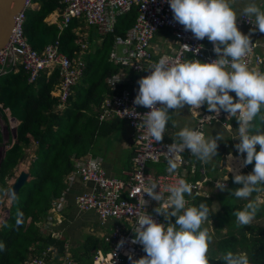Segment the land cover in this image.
<instances>
[{
  "label": "clouds",
  "instance_id": "9594fccd",
  "mask_svg": "<svg viewBox=\"0 0 264 264\" xmlns=\"http://www.w3.org/2000/svg\"><path fill=\"white\" fill-rule=\"evenodd\" d=\"M147 3L148 0H144V5ZM167 3L170 5L174 21L182 25L184 31H190L197 40L207 38L213 44L216 58L207 61L195 58L172 62L168 57H161L148 67L149 73L138 80L139 89L134 99V105L143 106L150 111L138 113L135 108H131L134 111L126 114L139 118L138 125L147 130L149 138L155 144L163 141L170 123L172 127H178L172 114H180L186 105L191 113H198V109L206 105L210 115L214 114L213 120L218 118L222 110L228 113V117H234L238 122V131L237 135L230 137L238 139L239 142L235 144L237 151L241 155L246 153L242 166L254 162V167L248 174L242 173L244 169L239 171L237 168L229 167L228 172L217 180L215 188L223 191L229 183L230 175L233 176L234 183L240 186L233 189L230 195L246 203L232 211L231 215L235 217L239 228L251 225L253 220L256 224L255 218L264 206V200L257 197L259 193H262L263 197L264 192V132H253L252 129L256 118L264 121V72L259 71L263 69L264 62L259 66V70H256L250 68L247 57L252 51L253 41L256 43L264 36V2L258 5L255 0H248L243 7H237L238 0H167ZM133 8L136 9L137 16L138 5L131 6L123 14ZM49 15L46 18H49ZM240 17L246 18L254 25L247 27L250 29L247 34L238 26ZM257 29L261 32L260 36L255 33ZM182 45L184 51L192 50L190 45ZM262 52L264 55V50ZM172 136L173 143L169 144L167 151L164 152L167 161L166 171L169 174L177 172L181 167L182 153L186 149L190 151L191 156L207 165L218 157V142L228 138L221 132L206 136L187 125ZM14 139L10 141L9 147ZM231 153L234 154L230 151L223 153L221 157L229 154L228 160L231 161L233 159ZM11 178H14V175ZM9 186L8 189H0V193L9 196L11 200H16V193L9 189ZM141 192L142 206L146 208L148 201L144 196L147 194L158 202L154 211L162 215L165 221L158 222L147 211L137 214L135 225L131 227L134 233L132 243L141 244L146 255L139 259L129 256L131 264H211L212 259L222 260L224 264H250L246 252L227 251L219 257L210 255L214 237L203 225L212 224L214 218L211 216L218 210H215L213 203L209 205L204 201L189 205L186 197L194 199L193 186L185 179H178L176 183L169 185L166 189L167 196L156 181L143 187ZM195 196H205L208 200L209 193ZM52 207L53 205L48 215L56 213L51 210ZM8 215L9 213L7 217ZM170 217L172 220L175 217L174 223L167 222ZM22 222V214L18 213L16 225L19 226ZM123 243L121 240L118 246H122ZM4 250L5 245L0 242V251ZM69 252L72 255L70 250Z\"/></svg>",
  "mask_w": 264,
  "mask_h": 264
},
{
  "label": "built area",
  "instance_id": "2783aa9c",
  "mask_svg": "<svg viewBox=\"0 0 264 264\" xmlns=\"http://www.w3.org/2000/svg\"><path fill=\"white\" fill-rule=\"evenodd\" d=\"M59 3L62 4L63 8L54 10V18L49 17V20H46L48 25L56 23L59 33L53 42L44 45L38 51L33 49L24 33V22L29 9L39 8V0H25L23 7L14 17V24L8 41L0 49V75L23 69L28 75V81L32 82L42 72L49 76L57 71L60 79L56 84L57 92L55 95L60 99L57 105L60 108L71 94L73 86L83 75L85 65L81 58H71L60 50L59 37L61 32L68 27L73 18H80L87 25L95 26L101 36H105L115 31L117 19L121 14L127 12L131 6L138 5L133 27L129 28L124 36L114 35L109 60L115 65H119L121 69H119V73L107 78L110 90L115 93L104 95L96 116L100 121H106L111 117L119 118L128 122L132 128L133 153L130 169L125 178L110 176L102 167L101 159L88 154L85 157H77L79 161L76 163L74 161L75 169L73 170L82 182L93 184L92 190L77 195L75 198L77 208L82 211H95L102 221L115 219L124 223L123 227L115 225L110 229V232L102 235L101 248L104 252L95 255L93 263L131 264L129 256L133 259H139L146 255L141 244L132 243L134 233L131 227L135 225L137 214H143L147 211L158 222L165 221L162 215L152 212L157 207L158 202L147 194L144 196V199L148 201L146 208L142 206L143 194L141 189L143 187L148 186L152 181H156L159 183L161 191H164L165 196H167V187L183 178L193 186V195H196L205 194V187H215L217 182V180L205 176L204 168H200L202 180H191L195 172L189 176L190 174L186 170L187 158L191 156L187 149L182 153L183 163L177 172L169 174L165 170L155 173L147 169L148 162H163L167 166L166 153L164 152L167 151V146L173 141L166 139L164 135L163 141L155 144L149 138L147 130L138 125L140 123L139 118L126 114L134 111L131 108H135L138 113L150 111L143 106L134 105V99L139 89L138 80L147 75L150 71L148 67L156 63L161 57H168L172 62H183L188 56L191 59L197 58L207 61L215 59L216 54L213 51V44L207 38L204 40L195 39L190 31H184L183 26L174 21L167 0H148L146 5H144V0H59ZM238 26L240 29L254 27L244 17L238 18ZM165 30H168L170 34L164 35L162 43L156 42L154 40L156 35ZM255 33L257 36L261 35L258 29ZM76 43L80 45L81 49L86 48L85 43L79 40H76ZM182 44L190 45L192 50L184 51ZM247 61L250 68L256 70H259V66L264 62L263 52L258 51V46L254 41ZM263 69L259 71L264 72ZM131 75L136 77L131 79ZM116 80L118 81L114 83ZM125 83L129 87L116 93L118 86ZM198 113L195 114L194 129L204 134L206 127L212 123H218L224 127L230 126L232 117H228V113L223 110L214 120L212 119L214 114L210 115L211 113L203 110ZM186 198L190 203L192 197ZM53 203L51 210L60 212L64 207L63 195L55 198ZM61 218L60 216L57 222L60 223ZM50 225H52V221H49V217H47L44 226L49 229ZM43 231L44 233L47 232L46 229ZM49 235L54 238L61 237L57 233ZM121 240L124 243L122 246H118ZM63 250L64 253L59 255L54 246L50 245L38 250L20 264H77L76 259L69 252L68 241L64 242Z\"/></svg>",
  "mask_w": 264,
  "mask_h": 264
},
{
  "label": "trees",
  "instance_id": "16d2710c",
  "mask_svg": "<svg viewBox=\"0 0 264 264\" xmlns=\"http://www.w3.org/2000/svg\"><path fill=\"white\" fill-rule=\"evenodd\" d=\"M62 8L63 6L59 3V0H39L38 9L27 11L24 33L29 42H31L33 49L39 51L44 45L55 40L58 25L56 23L48 25L45 22V18L54 10H61ZM135 16V8L126 14L120 15L115 25V31L105 36H101L99 33L93 34L90 30L83 29L86 23L80 18H73L68 27L60 34V50L71 58L77 57L81 48L76 43V40H80L84 36L91 43L92 40L89 33H92L96 39L97 35L103 38L101 47H105L104 50H106L105 54L107 56V50H111L113 47L114 35L124 36L128 28L133 25ZM84 32H87V34H84ZM168 33L170 34L169 31ZM38 38L42 39V44L37 41ZM98 45H96L97 50L94 52H99L98 49L101 47ZM104 50L99 53V57L95 58V60L89 58V52L82 53L85 63L83 75L73 86L71 94L61 108L57 107L60 102L59 97L51 94L60 79L57 71H54L49 76L41 73L32 82L28 81V75L23 69H19L17 72L9 71L0 75V102L5 107H8L11 116L13 115L11 107L15 106L20 107L23 114L22 118L17 120L19 122L16 126L15 139L11 146L5 150L4 156L0 161V189L8 188L6 179L13 177L14 172H12V169L16 167L19 159L23 158L25 147L35 144V157L28 169L27 180L19 188L16 195L17 199L11 200L9 215L4 225L0 227V242L5 245V250L0 251V264H13L10 261L13 253L10 250V246L17 241L19 235L30 242V251H32V248L42 250L52 245L57 254L64 253V241L66 238L63 236L60 239L51 237L43 232L41 224L45 223L54 199L58 198L66 189V184L63 182L64 177L75 169L72 155L80 157L92 152L96 137H109V134L117 125L118 119L100 121L96 117L104 98L103 94L115 93L110 90L107 78L119 73V69H121L119 65H113L109 60V56L108 60L111 64L108 61L109 64L104 62ZM188 59L191 58L189 57ZM131 77L134 79L136 76ZM128 87L129 85L126 83L121 84L118 86L116 93ZM230 124L234 131H238V122L234 117L230 119ZM253 125V132H264V121L256 118ZM9 139L11 140V138ZM218 143V157L215 159H220L223 153L231 151V141L224 140ZM159 164H162V167ZM157 166L160 168L157 170L161 172L165 171L167 167L163 162H158ZM242 173L247 174L246 171ZM228 182L224 189V195L235 199L231 203L232 212L241 208L246 201L242 200L239 203L236 198L230 195L233 189L240 186L234 183L233 176L230 175ZM255 195L256 193L253 194L254 198ZM2 196L3 194L0 193V200ZM193 197L194 199H191L189 205L199 204L202 201L210 205L217 199L208 197V200H206L205 196L195 195ZM219 203L221 209L215 211L211 218L220 219L218 222L213 223L216 228V234L220 236L219 231L224 227V223L221 221L222 216H232L227 211L229 205L222 203L221 200ZM154 209L152 210L153 213H155ZM18 213L22 214L23 221L19 226L16 225ZM172 223H174V218ZM36 227L40 228L39 231L35 230ZM242 228H244V232H240L237 230L239 228L234 229L232 225L228 224L226 234L216 239L215 242L219 247L220 254H216L212 250L213 248H210V255L219 257L227 251L246 252L250 258V264H264V231L262 226L254 224L253 220V224ZM27 231L30 232L26 234ZM88 240L92 242L94 239L89 237ZM247 240L250 244L248 249L250 252L245 249L248 246ZM91 242H87V248L85 243L87 251L84 255L89 254L90 249L94 248V243L91 244ZM72 257L77 260V264H83L78 259L79 257L77 258L75 252H72ZM25 258V255L20 256L18 258L19 264ZM211 264H224V262L212 259Z\"/></svg>",
  "mask_w": 264,
  "mask_h": 264
},
{
  "label": "crops",
  "instance_id": "0c3cea01",
  "mask_svg": "<svg viewBox=\"0 0 264 264\" xmlns=\"http://www.w3.org/2000/svg\"><path fill=\"white\" fill-rule=\"evenodd\" d=\"M263 2V1H262ZM261 3L257 2L259 5ZM240 2L237 4V7L239 6ZM50 18L54 17V14L49 15ZM244 33H249L250 29L247 27H243L240 29ZM63 32V31H62ZM61 32V34H62ZM59 33V28L57 30V34ZM169 34L168 30H165L164 32H161L160 34H157L155 37V41L158 43H162L164 35ZM57 36V35H56ZM253 36V34H252ZM97 40V39H96ZM95 40V42H96ZM101 42V40H100ZM49 44V43H48ZM89 44V43H88ZM96 45L98 44L97 42L95 43ZM258 46V51L262 52L263 50V45H264V36L256 42ZM91 48H93V42H91L86 48V51H81L80 54L75 57V58H81L83 60V54L85 52H91ZM112 49V48H111ZM93 50H95L93 48ZM84 52V53H83ZM83 53V54H82ZM84 61V60H83ZM134 76V75H131ZM130 76V77H131ZM132 79V77H131ZM57 92V85L55 86L54 90L51 92L53 96H56L55 93ZM104 93L103 95H105ZM233 96H235L234 93H232ZM186 106L181 110L180 114L173 113V119H175L178 123V127H172L171 123L168 126V133L165 134V138L170 140L173 139L172 134H175L177 131L180 130V128L184 127L185 125L194 128L195 126V112L190 111L188 107V113L185 112ZM206 111L207 110L206 105L198 109L199 111ZM114 119H118L115 117H111L107 119L108 121H112ZM118 122H124L125 125L119 126L115 125L114 130L109 134L110 136L107 137H102L104 139L103 143L100 144L99 146L96 145L97 139H100V137L96 138V141L94 143L93 149L94 151L88 153L93 156H96L101 159V165L105 169L106 173L110 176L113 177H119V178H125L126 175L128 174V171L131 166V156H132V142H133V130L129 126L128 122L122 119H118ZM210 127H214L218 130V132H221L225 138H227V141H234L235 139L230 137L234 136V130L229 129L232 128V126H229V128L224 127L221 124L218 123H212L211 125L207 126L209 129ZM172 133V134H171ZM205 135L208 136V132H206L205 129ZM172 141V140H171ZM220 142V141H219ZM239 141H236L235 144H237ZM235 144H232V152L231 155H233V159L231 161L228 160V155L225 157H221L220 159H216V162L213 161V163L216 165V167L219 169L221 174H226L229 170V167L237 168L239 171L244 169L242 172H247L250 173L253 170L254 164L247 165V166H242V161L246 157V153L241 155L237 149L235 148ZM110 148V149H109ZM257 150H259V146H257ZM107 153L109 156H112L113 158H107L106 155ZM237 156V157H234ZM193 156H189L187 158L188 164H191V169L188 171L189 176H192L191 173L195 172L193 178L191 177L192 181L195 180H202V174L199 171H196L195 164L191 163V159ZM200 162V161H199ZM151 163V162H150ZM154 164V163H152ZM157 164V163H155ZM151 165L147 166L148 170L151 172L159 173L158 171L160 168L157 165ZM209 166H211V171H212V164L209 163ZM200 168H204L205 170V176L211 178L212 180H218L221 179V176H210L207 174V167L206 165L202 164L200 162ZM158 169V170H157ZM223 170V171H222ZM199 172V175L197 174ZM72 175V176H70ZM69 178L64 177L63 182L66 184V189L64 191L63 197H64V207L61 209L60 213H51L50 215H47L46 217H49V221H52V227L46 228L44 224H41V228L44 230L46 229L47 232L46 234H51V233H57L58 235H62L68 240L69 243V250L71 252H75L77 254V258L81 255H84L87 249H85V243H86V248H87V242H91L89 239L93 238L94 240L91 242L94 243V248L90 249L89 255L91 256L92 253H94L93 258L95 255L102 253L103 254V248H101L102 245V235L109 231L112 227L115 225H118L120 227H123L124 223L123 221H117L115 219H106L104 221L100 220L96 214L95 211L93 210H86L82 211L77 208L75 205V198L77 195L81 192L84 191H90L93 189V184L91 182H82L81 179L74 173L71 172L69 174ZM228 185V184H227ZM218 190L215 187H205L204 191L205 194L209 193L208 197L216 199L213 202V205L216 207L215 210H220V200L219 196L216 192ZM224 191V190H223ZM224 193V192H223ZM222 194V193H221ZM206 196V195H205ZM191 201V200H190ZM190 204V203H189ZM220 209H219V207ZM61 216V222H57V220L60 219ZM264 215H260V217H263ZM257 218V217H256ZM218 218H214V222H218ZM1 222V221H0ZM213 222V223H214ZM3 223H0V226H2ZM220 230H224L225 234L227 232V227H222ZM88 238V239H87Z\"/></svg>",
  "mask_w": 264,
  "mask_h": 264
},
{
  "label": "rangeland",
  "instance_id": "374dc122",
  "mask_svg": "<svg viewBox=\"0 0 264 264\" xmlns=\"http://www.w3.org/2000/svg\"><path fill=\"white\" fill-rule=\"evenodd\" d=\"M264 2V0H255V2L257 3V2ZM240 2V4H239V6L238 7H243V5L245 4V3H247L248 2V0H238V3ZM30 10V9H29ZM46 20H49V18H46ZM87 26V27H86ZM86 26H84V28L83 29H85V30H90L93 34H96V33H98L97 32V29L94 27V26H92V25H87L86 24ZM92 33H89L90 34V38H91V40H92V42H93V48L95 49V50H97L96 49V44H95V40H96V37L92 34ZM84 34H87V32H84ZM98 37H97V40H96V42L99 44L98 46H100L101 47V43H102V40H103V38H100V36L99 35H97ZM80 40H82L83 42H85V44L87 45V47L86 48H88V46H89V44H90V42H89V40H87V39H85V37L84 36H82L81 38H80ZM100 40H101V42H100ZM38 42H40V44H42L43 43V41H42V39L41 38H38V40H37ZM29 43H31V42H29ZM89 43V44H88ZM31 45V44H30ZM93 48H91V52H89V54H90V59H92V60H95V58H97V57H99V53L102 51V50H104V48L105 47H101V48H99L98 50H99V52L98 51H96V52H94L95 50H93ZM106 50H104V52H103V60H104V62L105 63H108L109 62V60H108V56H109V53H110V50H107V56H106ZM188 58H189V56H188ZM187 58V59H188ZM108 61V62H107ZM110 63V62H109ZM108 63V64H109ZM113 63V62H112ZM111 64V63H110ZM113 65H114V63H113ZM11 111L13 112V115L11 116L10 115V112H9V109L7 108V107H5L1 102H0V133H1V139H0V161H1V159L3 158V156H4V153H5V150L9 147V143H10V141L13 139V138H15V132H16V126H17V124H18V122L19 121H17V120H20L21 118H22V111H21V108L20 107H17V106H15V107H11ZM185 112H187L188 113V106L186 105V109H185ZM117 125H119V126H122V125H125V123L124 122H121V121H117ZM206 132H208V136H210V135H216L217 134V132H218V130L216 129V128H214V127H210L209 129L206 127ZM235 135H237V131H234V136ZM230 136H231V134H230ZM99 137V136H98ZM9 138H11V140L9 139ZM97 138V137H96ZM7 140H9L8 142H7ZM170 140H172L173 141V139H170ZM103 141H104V139H102V137H100V139H97V141H96V145L97 146H99L100 144H102L103 143ZM236 141H238V139H235L234 141H232V143H231V151H232V144H235L236 143ZM34 142V141H33ZM32 142V143H33ZM110 149V148H109ZM221 150H223L222 148H221ZM34 151H35V144H31L29 147H25V149H24V156H23V160L21 161V162H18V164L16 165V167H14L13 169H12V172H14L13 174H14V178H15V175L18 173V172H20L21 170H24V171H28V169H29V167H30V164H31V162H32V160L34 159V157H35V153H34ZM74 151H77V150H74ZM92 151H94V149H92ZM222 152H225V151H222ZM88 154H86V155H83V156H81V157H85V156H87ZM106 157L107 158H113L112 156H109V154L107 153V155H106ZM72 159L75 161V163L76 162H78L79 161V159H77V157H75L74 155H72ZM214 162H216V159L214 158V160H213ZM213 161L211 162V164H212V171H211V166H209V164H207L206 165V167H207V174L208 175H210V176H221L222 174V172H220L219 171V169L216 167V163L214 164L213 163ZM191 163L192 164H195V168H196V171H199V169H200V162L195 158V157H193L192 159H191ZM151 165H154V164H152V163H150V162H148L147 163V166L149 167V166H151ZM155 165H157V164H155ZM159 166L160 167H162V164H159ZM186 170L187 171H189L190 169H191V164H187L186 166ZM148 169V168H147ZM243 170V169H242ZM223 171V170H222ZM72 172H74V171H72ZM161 172V171H160ZM197 174H198V176H200L199 175V172H197ZM14 178H8V179H6L7 181V184H8V186L10 185V183L13 181V179ZM225 184H226V182H224ZM8 189V188H7ZM216 192L218 193V194H220V193H223L224 191H222V190H220V189H218V190H216ZM257 197L260 199V200H264V198L262 197V193H259L258 195H257ZM219 198H220V200H221V202L222 203H225V204H228L229 205V208L227 209V211H228V213L231 215V203L235 200V199H231L230 197H225V195H224V193L223 194H221V195H219ZM237 201H239V203L242 201V200H238V199H236ZM10 201H11V198L9 197V196H6V195H3L2 197H1V200H0V221L1 222H3V225H4V223H5V218L7 217V210L10 208L9 206H10ZM260 215H264V206H262V209H261V211H259L258 212V214H257V216H260ZM232 216V215H231ZM58 217V216H57ZM60 217V216H59ZM58 217V218H59ZM264 217V216H263ZM221 221L224 223V226H228V224H230V225H232L233 226V228L234 229H237V228H239V226L236 224V222H235V217L234 216H232V217H228V215H225V216H222V218H221ZM255 223L257 224V225H260V226H262V230L264 231V218H257V219H255ZM0 222V223H1ZM174 222H175V217H174ZM252 224H253V222H252ZM50 227L51 228H53L52 227V225H50ZM203 227H206V228H208V230L213 234V242H212V244H211V247L210 248H213L212 250H214L215 252H216V254H220V250H219V247L217 246V244H215V242H216V239H218V238H220L221 236H224L225 235V232H224V230H220L219 232H220V236L218 235V234H216V228L213 226V222H212V224L211 223H206V224H204L203 225ZM39 229L40 228H38V227H36V229L35 230H38L39 231ZM241 229L243 230V231H241ZM239 228V229H237V230H239L240 232H244V228ZM24 232H25V229H24ZM30 231H27L26 232V234L27 233H29ZM44 232V231H43ZM108 232H110V230L109 231H107L106 233H108ZM246 243L248 244V246L245 248L246 249V251L247 252H250L248 249H249V246H250V244H249V242H248V240L246 241ZM30 246H31V244H30V242L28 241V240H25L24 238H22V236H20L19 235V237H18V239H17V241H15L13 244H11V246H10V250H11V252L13 251V253H12V257L10 258V261H11V263H13V264H19V262H18V258L20 257V256H23V255H25V259H27V258H29V257H31V256H33L36 252H38V250H35V249H33L32 248V251H30ZM36 249H38V248H36ZM28 253V254H27ZM27 255V256H26ZM93 255H94V253H92L91 254V256L89 255V254H86V255H81V256H79V260H81L82 261V263L83 264H94L93 263ZM77 261V260H76ZM80 263V262H79Z\"/></svg>",
  "mask_w": 264,
  "mask_h": 264
},
{
  "label": "water",
  "instance_id": "95a60500",
  "mask_svg": "<svg viewBox=\"0 0 264 264\" xmlns=\"http://www.w3.org/2000/svg\"><path fill=\"white\" fill-rule=\"evenodd\" d=\"M24 2L25 0H0V49L8 41L14 24V17L16 13L23 7ZM22 160L23 158L19 159L20 162ZM27 177V171L21 170L15 176L13 182L9 186V189L13 190L17 195L19 188L25 183ZM6 212L8 214L9 210ZM167 222L172 223V218L170 217ZM241 231L243 230L241 229Z\"/></svg>",
  "mask_w": 264,
  "mask_h": 264
},
{
  "label": "flooded vegetation",
  "instance_id": "af4514ba",
  "mask_svg": "<svg viewBox=\"0 0 264 264\" xmlns=\"http://www.w3.org/2000/svg\"><path fill=\"white\" fill-rule=\"evenodd\" d=\"M244 203V202H243Z\"/></svg>",
  "mask_w": 264,
  "mask_h": 264
}]
</instances>
